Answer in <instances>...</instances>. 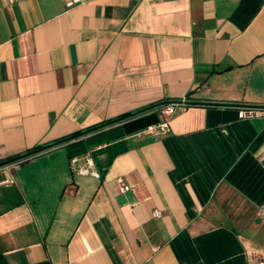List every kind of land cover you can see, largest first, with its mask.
<instances>
[{"label": "crops", "instance_id": "0c3cea01", "mask_svg": "<svg viewBox=\"0 0 264 264\" xmlns=\"http://www.w3.org/2000/svg\"><path fill=\"white\" fill-rule=\"evenodd\" d=\"M183 96L168 131H144ZM249 105L264 0H0V163L136 112L0 164V264H257ZM89 156L99 177L75 170Z\"/></svg>", "mask_w": 264, "mask_h": 264}, {"label": "built area", "instance_id": "2783aa9c", "mask_svg": "<svg viewBox=\"0 0 264 264\" xmlns=\"http://www.w3.org/2000/svg\"><path fill=\"white\" fill-rule=\"evenodd\" d=\"M190 101L188 100L187 96H183L181 98H175L167 103L163 104L158 108V112L160 114V119L158 122L150 124L144 131L145 132H161V131H168L170 129V122L172 117L175 115V113L178 110H184L188 108L190 105ZM240 114L243 117L247 118H253V117H262L264 118V106H242L240 110ZM25 158V157H24ZM24 158L17 159L13 161L14 163L23 160ZM77 161V158L72 159V164L75 165L74 163ZM8 166V165H6ZM75 170L78 171L79 173L82 174H87V173H92L95 176L99 177L100 173L94 169V160L92 157L87 158V163L86 165H81L75 167ZM11 180H5L3 182H10ZM129 188L127 184H122L120 186V190L125 191ZM161 212L159 210H155V215L158 216L160 215ZM260 215L264 217V204L261 206L260 209ZM257 264H264V257L259 256L257 260Z\"/></svg>", "mask_w": 264, "mask_h": 264}, {"label": "trees", "instance_id": "16d2710c", "mask_svg": "<svg viewBox=\"0 0 264 264\" xmlns=\"http://www.w3.org/2000/svg\"><path fill=\"white\" fill-rule=\"evenodd\" d=\"M135 113H136V112H130V113H127V114H123V115H121V116H119V117H117V118H114V119H112V120H109V121H107V122H103V123H101V124H97V125H95V126H92V127L88 128L87 130H84V131H81V132H77V133H74V134L69 135V136H67V137L61 138V139H59V140H57V141H55V142H53V143L47 144L46 146H39V147L34 148V149H32V150H30V151H28V152H26V153L19 154V155H16V156H12V157H10V158H8V159L3 160L0 164H6V163H9V162H13V161H15V160H17V159L24 158V157H26V156H28V155H31V154H33V153H36L37 151H39V150H41V149H43V148H47V147H51V146H54V145L60 144V143H62V142H65V141H68V140L74 139V138H76V137H78V136H80V135H83V134L87 133V132H90V131H93V130H96V129L102 128V127H104V126H106V125H108V124L115 123V122L121 121V120H123V119H126V118H128V117L134 115Z\"/></svg>", "mask_w": 264, "mask_h": 264}]
</instances>
